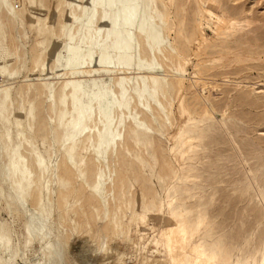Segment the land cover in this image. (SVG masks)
<instances>
[{"label": "rangeland", "instance_id": "1", "mask_svg": "<svg viewBox=\"0 0 264 264\" xmlns=\"http://www.w3.org/2000/svg\"><path fill=\"white\" fill-rule=\"evenodd\" d=\"M97 4L0 0V264H116L118 256L122 264H171L164 236L174 225L188 232L182 264L198 245L217 264H264V0ZM130 5L156 23L174 61L158 65L148 39L139 46L136 25L121 24ZM85 30L91 66L103 55L110 61L80 80L104 93L128 75L118 120L141 122L122 134L101 199L92 192L96 167L85 143L77 142L73 169L63 160L71 129L63 126L69 115L58 107L60 88L68 51L84 46ZM124 56L131 62L122 75ZM151 74L160 78L161 105L131 107L137 79ZM57 242L66 251L50 260Z\"/></svg>", "mask_w": 264, "mask_h": 264}, {"label": "bare ground", "instance_id": "2", "mask_svg": "<svg viewBox=\"0 0 264 264\" xmlns=\"http://www.w3.org/2000/svg\"><path fill=\"white\" fill-rule=\"evenodd\" d=\"M102 0H98V4H101ZM138 2V1H137ZM2 3V2H1ZM166 3V2H165ZM97 4V5H98ZM125 5V4H124ZM151 5V4H150ZM109 7V6H108ZM73 8V7H72ZM138 6H129L128 8L122 9L121 15V24L123 26H133L136 25L137 29V39L138 44H140L148 39L150 47L153 51V55L155 58L159 60L160 66L162 64L168 65L169 62L174 61L173 52L168 50L164 46V40L161 33L156 31V23L155 22H148L147 16L141 14L138 9ZM166 9V8H165ZM170 9V8H169ZM168 9V12H169ZM101 13V12H100ZM157 14V13H156ZM100 15V14H99ZM160 15V14H159ZM101 17V15H100ZM115 17V16H114ZM166 17V16H165ZM161 18V16H160ZM97 19V18H96ZM101 19V18H100ZM149 19V18H148ZM97 21V20H96ZM161 21V20H160ZM102 22V21H101ZM100 22V23H101ZM159 22V21H157ZM99 24V23H98ZM167 29V28H166ZM95 31V30H94ZM106 32V31H105ZM114 33V32H113ZM105 34V33H104ZM106 36V35H105ZM106 38V37H105ZM73 40V38H70ZM113 40V39H112ZM77 42V41H76ZM166 42V41H165ZM83 47H73L70 48L68 51V56L70 58V63L68 64V72L65 74L67 79L64 80L61 90V98L59 99V108L61 109V113L64 112L65 108L68 110L65 115L68 113V118L63 123L65 128L71 129L68 137V148L64 163L67 167H71L73 164V151L76 149V145L78 140L83 141L85 143V149L87 150L90 159L95 164L96 174H95V184L96 187L94 188L93 195L96 198L101 199L102 195H107V189H110L109 178L107 175V171L110 169L111 164L113 162V155L117 151V147H119V143H121V139L123 138L122 134H128L130 130L138 129L141 125L140 121L135 120L134 118H130V125L126 127L125 124H121L118 120L119 114V103L124 99L127 93V84L129 83L127 76L123 78L113 79V83L107 87L106 91L94 93L91 91L90 86H84L83 81L80 79L86 78H93L96 74L99 73L100 69L106 67L109 64L110 57L103 55L101 58L98 59L94 66H91L92 55L89 50L90 45V36L89 32L85 30L84 37L82 40ZM170 44V43H169ZM172 44V43H171ZM142 47V46H141ZM145 47V46H144ZM138 48V46H137ZM174 48V47H173ZM132 49V48H131ZM141 49V48H140ZM173 50V49H172ZM47 52V51H46ZM54 52V51H53ZM117 52V51H116ZM144 52V49H143ZM176 52V51H174ZM178 53V52H177ZM177 53H175L177 55ZM148 54V53H147ZM111 56V55H110ZM141 54H139L138 60L141 59ZM180 57V56H179ZM117 58V57H116ZM143 58V57H142ZM178 58V57H177ZM50 59V58H49ZM48 59V60H49ZM180 59V58H179ZM181 60V59H180ZM47 61V59H46ZM45 61V62H46ZM176 61V60H175ZM182 61V60H181ZM131 59L129 56H124L120 59L118 63V71L122 72L124 75L128 67L130 65ZM142 62V61H141ZM134 64V63H133ZM176 64V63H175ZM180 64V63H179ZM178 64V65H179ZM188 64V63H187ZM137 65V64H136ZM173 65V64H172ZM177 65V66H178ZM46 66V65H45ZM43 67V66H42ZM180 67V66H179ZM183 67V66H182ZM181 67V68H182ZM130 68V67H129ZM115 69V67H114ZM152 67L150 65H145L143 67L144 73L147 75L151 72ZM171 69V68H169ZM180 69V68H178ZM187 69V68H186ZM47 70V69H45ZM71 71H77L71 73ZM141 71V70H140ZM170 71V70H169ZM183 71V70H182ZM42 72V71H41ZM44 72V70H43ZM114 73V72H113ZM184 73V72H183ZM187 73V72H186ZM164 75V73H162ZM77 77H74V76ZM119 75V74H118ZM153 75V74H151ZM156 75V74H155ZM143 76L137 79V95L132 97V105L131 107H148L150 109L158 108L157 105H161V99L159 98L158 94L156 93L157 90V76ZM160 75V72H159ZM105 77V76H104ZM117 77V76H116ZM99 78V77H98ZM115 78V77H114ZM160 79V78H159ZM158 79V80H159ZM165 81V80H164ZM162 83V82H161ZM160 83V84H161ZM163 86V85H162ZM161 86V87H162ZM158 87H160L158 85ZM166 87V86H165ZM179 87V85L177 86ZM176 87V89H178ZM42 89V88H41ZM165 89V88H164ZM43 90V89H42ZM167 90V89H165ZM41 91V90H40ZM160 91V90H159ZM39 92V91H38ZM42 92V91H41ZM163 92V91H162ZM4 93V92H3ZM161 93V92H160ZM43 94V93H41ZM57 95V94H56ZM56 95L55 98L57 97ZM165 95V94H161ZM2 96V95H1ZM0 96V97H1ZM40 96V94H39ZM52 96V98H53ZM167 96V95H166ZM5 97V95H4ZM58 98V97H57ZM2 99V98H1ZM0 99V100H1ZM164 99V97H163ZM57 100V99H56ZM54 101V100H53ZM128 101V100H127ZM5 102V101H4ZM7 102V100H6ZM163 103V102H162ZM4 104V103H2ZM58 104V102H57ZM50 105V104H49ZM164 105V103H163ZM2 106V105H1ZM4 107V106H3ZM51 107V106H50ZM55 107V106H54ZM163 108V107H162ZM165 108V107H164ZM167 108V107H166ZM124 110V109H123ZM160 111V110H159ZM65 113V112H64ZM58 114V113H57ZM144 114V113H143ZM153 114V113H152ZM157 114V113H156ZM170 114V112H169ZM60 115V114H59ZM127 115V112L124 114ZM171 115V114H170ZM57 116V115H55ZM146 116V115H145ZM144 116V117H145ZM169 116V115H168ZM59 117V116H58ZM65 117V116H64ZM160 117V116H159ZM158 117V118H159ZM146 118V117H145ZM144 118V119H145ZM139 119V118H138ZM155 119V118H154ZM167 119V118H166ZM158 120V119H157ZM147 121V120H146ZM160 121V120H159ZM166 121V120H164ZM16 122V121H15ZM20 122V121H19ZM126 122V121H125ZM163 122V121H162ZM147 123V122H146ZM159 124V122H157ZM156 123V124H157ZM166 123V122H165ZM21 124V123H20ZM155 124V122H154ZM163 125V124H162ZM21 126V125H20ZM57 126V125H56ZM62 126V127H63ZM138 127V128H137ZM158 127V126H157ZM16 128V126H15ZM18 128V127H17ZM23 128V127H22ZM25 128V127H24ZM23 128V130H24ZM64 128V127H63ZM62 128V129H63ZM58 129V128H57ZM19 130V129H18ZM56 130V129H55ZM141 131V130H139ZM22 132V131H21ZM57 132V131H56ZM135 132V131H134ZM147 133V132H146ZM58 134V133H57ZM68 134V133H67ZM138 134V133H137ZM148 134V133H147ZM20 135V134H19ZM60 135V133H59ZM134 135V134H133ZM145 135V134H144ZM2 136V135H1ZM0 136V137H1ZM23 136V134H22ZM21 136V137H22ZM26 133L24 134V138ZM131 136V135H130ZM136 136V134H135ZM128 137V136H127ZM132 137V136H131ZM134 137V136H133ZM91 138L94 139L91 140ZM126 138V137H125ZM127 139V138H126ZM3 141V140H1ZM25 141V140H24ZM128 141V140H127ZM82 142V143H83ZM24 143V142H23ZM66 143V142H65ZM80 143V142H79ZM22 144V142H21ZM61 144V142H60ZM59 144V145H60ZM119 145V146H118ZM123 145V144H122ZM17 146V145H16ZM83 146V145H82ZM147 146V145H146ZM22 147V146H21ZM25 147V145L23 146ZM76 147V148H75ZM79 147V146H78ZM84 147V146H83ZM124 147V145H123ZM128 147V145H127ZM126 147V149H127ZM51 148V147H50ZM60 148V146H59ZM122 148V147H121ZM125 148V147H124ZM123 148V149H124ZM80 149V147H79ZM64 151V150H63ZM80 151V150H79ZM122 151V150H121ZM27 152V151H26ZM66 152V151H65ZM77 152V151H76ZM120 152V151H119ZM23 153V152H22ZM20 153V154H22ZM77 154V153H76ZM24 155V154H22ZM63 155V153H62ZM78 155V154H77ZM80 155V154H79ZM27 156V155H25ZM31 156V155H30ZM86 156V155H85ZM21 157V156H20ZM75 157V156H74ZM81 157V156H80ZM116 157V156H115ZM19 158V157H18ZM27 158V157H26ZM25 158V159H26ZM77 158V157H76ZM33 159V158H31ZM75 159V158H74ZM89 159V158H88ZM116 159V158H115ZM120 159V158H119ZM34 160V159H33ZM82 160V159H81ZM118 160V159H117ZM32 161V160H31ZM30 161V162H31ZM35 162V161H34ZM40 162V161H39ZM90 162V161H89ZM19 163V162H18ZM26 163V162H25ZM63 163V162H62ZM80 163V162H79ZM121 163V162H120ZM31 164V163H30ZM34 164V163H33ZM64 165V164H63ZM22 166V165H21ZM29 166V164L27 165ZM31 166V165H30ZM75 166V165H74ZM120 166V165H119ZM44 167V166H43ZM22 168V167H21ZM24 168V167H23ZM22 168V169H23ZM74 168V167H73ZM72 168V169H73ZM77 168V167H76ZM41 169V168H40ZM67 169V168H66ZM22 171V170H21ZM20 171V173H21ZM78 171V170H77ZM81 171V170H80ZM79 172V171H78ZM81 173V172H80ZM112 173V172H111ZM22 174V173H21ZM115 174V173H114ZM80 175V174H79ZM78 176V175H77ZM19 177V176H18ZM83 178V177H82ZM77 179V178H76ZM115 179V178H114ZM115 181V180H114ZM119 181V179H118ZM15 182V181H14ZM122 182V181H121ZM20 184V182H19ZM94 185V183H92ZM114 186H117L115 183ZM35 187V186H34ZM90 189V188H89ZM36 190H33L32 194L33 197L36 194ZM110 192V191H109ZM116 192V191H115ZM22 197L26 196L25 188L23 187L21 192ZM38 193V192H37ZM108 193V192H107ZM92 195V194H91ZM11 198V195H10ZM30 198V197H29ZM104 198V197H103ZM106 198V197H105ZM22 199V198H21ZM106 200V199H105ZM32 201V200H31ZM103 201V200H102ZM121 203V202H119ZM12 204V203H11ZM17 207V206H16ZM119 206H117L118 208ZM15 207L12 205H6L4 209L12 210ZM104 208V207H103ZM37 211V210H36ZM42 210H38L39 214H41ZM110 216V215H109ZM115 217V216H114ZM119 217V216H118ZM112 221V220H111ZM115 222L116 217H115ZM120 222V221H119ZM174 222V221H173ZM113 223V221H112ZM111 223V224H112ZM182 223V222H181ZM91 224V223H90ZM114 224V223H113ZM118 224V223H117ZM180 224V222H179ZM77 225V224H76ZM119 225V224H118ZM117 225V227H118ZM178 225V224H177ZM181 225V224H180ZM116 227V225H114ZM127 226V225H126ZM92 227V224L91 226ZM116 227V228H117ZM121 227H118V229ZM126 228V227H125ZM182 227L173 226L172 228L168 229L165 232L166 238V252L169 255L171 260V264H182V256L184 255L183 250L187 247V233L185 229H180ZM185 228V227H184ZM84 229V227H83ZM90 229V228H89ZM117 229V231H118ZM120 230V229H119ZM122 230V228H121ZM128 230V228H127ZM126 230V231H127ZM80 231V230H79ZM124 231V230H123ZM121 231V232H123ZM85 232V231H84ZM120 232V233H121ZM83 233V232H82ZM1 234V233H0ZM106 234V233H105ZM114 234V233H113ZM118 234V233H117ZM123 234V233H122ZM189 236V234H188ZM192 236V235H190ZM60 238V237H59ZM58 238V239H59ZM62 238V237H61ZM66 239V238H65ZM190 240V239H189ZM57 241V240H56ZM66 242V240H65ZM52 245V244H51ZM65 243L57 242L48 251V257L50 260L56 259L61 256V250L64 249ZM47 249V248H46ZM66 251V249H64ZM191 253V262L190 264H217L215 261V257L206 256L201 250L202 248L200 245L192 246L191 248H187ZM186 250V251H187ZM47 254V253H46ZM118 254V252H117ZM159 254V253H158ZM188 254V253H187ZM207 254V253H206ZM8 255V254H7ZM63 255V254H62ZM66 255V253H65ZM46 256V255H45ZM146 257V256H145ZM46 258V259H47ZM115 258V257H114ZM186 258V257H184ZM66 259V258H65ZM218 259V258H217ZM63 260V258L61 259ZM221 260V259H220ZM49 261V260H48ZM65 261V260H64ZM143 262V260H142ZM63 263V261H62ZM116 264H122V257H116L115 259ZM154 263L152 260L150 264ZM220 263V262H219ZM218 263V264H219ZM57 264V263H56Z\"/></svg>", "mask_w": 264, "mask_h": 264}]
</instances>
